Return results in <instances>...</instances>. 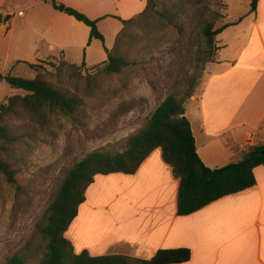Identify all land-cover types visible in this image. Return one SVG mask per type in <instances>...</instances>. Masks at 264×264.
Instances as JSON below:
<instances>
[{
    "label": "crops",
    "instance_id": "crops-1",
    "mask_svg": "<svg viewBox=\"0 0 264 264\" xmlns=\"http://www.w3.org/2000/svg\"><path fill=\"white\" fill-rule=\"evenodd\" d=\"M54 1L97 21L104 44L89 42V28L56 11L49 0H0V73H34L28 65L54 58L78 67L84 62V69L104 65L105 50L112 49L122 28L120 20L136 17L147 4V0ZM247 15L239 21L234 49L221 37L237 22L227 24L217 36L215 60L206 65L201 84L183 106L197 155L210 169L236 163L251 147L264 146V0H257L256 10ZM98 177L65 233L73 249L76 241L78 253L98 257L127 251L125 256L149 260L158 250L186 248L191 258L184 264H264L263 167L254 170L253 188L178 216L179 182L160 150H154L134 175L105 177L126 184V193L115 195L117 200L123 196L117 209L120 219L112 223L105 243L97 242L99 229L88 223L83 207Z\"/></svg>",
    "mask_w": 264,
    "mask_h": 264
},
{
    "label": "trees",
    "instance_id": "trees-1",
    "mask_svg": "<svg viewBox=\"0 0 264 264\" xmlns=\"http://www.w3.org/2000/svg\"><path fill=\"white\" fill-rule=\"evenodd\" d=\"M163 1L161 9H158L157 0H147L145 9L139 15L126 21L120 20L122 28L112 49L105 50L107 61L103 65L102 76L83 77L85 83L79 88L78 83H75L77 90L81 92L82 98H93L101 92L104 79L119 76L124 70L137 67L138 54H147V49L159 45L162 34L165 35L168 31L180 35L178 42L187 55L195 54L197 74L186 78L182 88L169 94L148 117L146 124L128 137L118 150H95L73 164L52 196L41 223L36 227L44 244V254L38 262L32 264L187 263L191 253L186 248L158 250L149 260L125 255L93 257L87 251L75 253L71 242L65 237L79 207L85 201L87 189L96 176H132L156 149L160 150L162 161L170 168L173 178L179 182L176 199L178 216L191 215L219 199L246 191L257 184L254 170L258 167L264 168V146L251 147L236 163L210 169L197 155L190 124L185 117L184 103L193 96L204 65L211 61L216 51L215 38L227 27H216L223 16L207 7L208 0ZM49 2L56 11L87 26L90 30L89 42L97 40L104 44V37L97 29V21L57 4L54 0ZM256 5L257 0H250L251 12L256 10ZM184 15L195 18V22L190 20V31L178 19ZM189 58L190 56L183 58L185 65L191 63ZM28 66L33 71L39 68L38 65ZM84 66V62L78 67L62 61L56 71L59 77L72 80L74 72ZM0 82H5L17 91V94L0 104V177L6 184L13 185L17 169L14 167L12 150L18 142V136L12 120L23 116L28 124L44 129L57 114L74 119L75 114L81 113L79 110L84 103L81 97L53 85L40 74L26 80L10 73H0ZM24 142L27 144V141ZM6 264L28 262L24 257L15 255Z\"/></svg>",
    "mask_w": 264,
    "mask_h": 264
},
{
    "label": "rangeland",
    "instance_id": "rangeland-1",
    "mask_svg": "<svg viewBox=\"0 0 264 264\" xmlns=\"http://www.w3.org/2000/svg\"><path fill=\"white\" fill-rule=\"evenodd\" d=\"M163 2L157 0L158 9H161ZM207 7L223 16L216 27L237 22L221 37L230 41L233 44L230 48L234 49L237 45L238 26L247 19L250 11V0H208ZM178 19L186 25L187 31H190V20L195 22L192 15ZM179 37L173 31L162 34L159 45L147 49V54H138L137 67L128 68L119 76L104 79L101 92L93 98H82L75 83H78L79 88L85 83L83 77L102 76L103 65L94 69L76 70L72 80L59 77L56 67L63 61L61 58L42 62L34 73L29 70L18 72L16 76L26 80L33 79L37 74L42 75L53 85L81 97L84 105L79 110L81 113L74 115L75 120L57 114L44 129L28 124L23 116L12 120L18 142L12 150L13 154H10L15 159L17 174L13 185L6 184L0 177V264H6L15 255L24 257L28 264L38 262L44 254V244L36 227L41 223L52 196L73 164L95 150H118L128 137L146 124L148 117L169 94L182 88L186 78L197 74L195 54L187 55L182 50ZM216 38V51L210 62L215 60L218 50ZM185 56H190V64H184ZM208 63L201 71L194 92L202 82ZM13 94L14 90L8 84L0 82V104ZM105 177L96 178L100 180H95L88 190L87 202L83 206L89 215L88 223L99 229L96 235L99 243H105L112 223L120 217L117 209L121 208L119 199L123 196L117 200L115 195L126 193L125 183ZM66 237L70 238L69 234ZM74 242L75 253H78V245ZM123 252L128 254L127 251Z\"/></svg>",
    "mask_w": 264,
    "mask_h": 264
},
{
    "label": "built area",
    "instance_id": "built-area-1",
    "mask_svg": "<svg viewBox=\"0 0 264 264\" xmlns=\"http://www.w3.org/2000/svg\"><path fill=\"white\" fill-rule=\"evenodd\" d=\"M18 14L21 15V13H18ZM248 143H249V141H247L243 146H244V147L247 146Z\"/></svg>",
    "mask_w": 264,
    "mask_h": 264
},
{
    "label": "water",
    "instance_id": "water-1",
    "mask_svg": "<svg viewBox=\"0 0 264 264\" xmlns=\"http://www.w3.org/2000/svg\"><path fill=\"white\" fill-rule=\"evenodd\" d=\"M262 154L264 155V150L262 151Z\"/></svg>",
    "mask_w": 264,
    "mask_h": 264
}]
</instances>
